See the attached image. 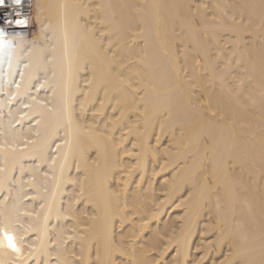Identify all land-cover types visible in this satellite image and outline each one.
<instances>
[{
	"label": "bare ground",
	"instance_id": "1",
	"mask_svg": "<svg viewBox=\"0 0 264 264\" xmlns=\"http://www.w3.org/2000/svg\"><path fill=\"white\" fill-rule=\"evenodd\" d=\"M12 1L0 264H264V0Z\"/></svg>",
	"mask_w": 264,
	"mask_h": 264
},
{
	"label": "snow or ice",
	"instance_id": "2",
	"mask_svg": "<svg viewBox=\"0 0 264 264\" xmlns=\"http://www.w3.org/2000/svg\"><path fill=\"white\" fill-rule=\"evenodd\" d=\"M22 0H15L17 5L21 4ZM5 3V0H0V6ZM9 23H15L17 26H26L28 20L26 17H18L14 21H10ZM7 33L4 28L0 27V59L4 58L7 55V52L11 49V41L6 40L5 37ZM10 66V64H9ZM4 240L7 241V246L11 248L15 252H20V249L17 247L15 242V238L13 235H10L7 230L0 232V245L3 244Z\"/></svg>",
	"mask_w": 264,
	"mask_h": 264
},
{
	"label": "clouds",
	"instance_id": "3",
	"mask_svg": "<svg viewBox=\"0 0 264 264\" xmlns=\"http://www.w3.org/2000/svg\"><path fill=\"white\" fill-rule=\"evenodd\" d=\"M4 4H5L6 6H8V7L11 8V6L14 4V2H13L12 0H9V1H5ZM24 5H27V4H26V1L24 2Z\"/></svg>",
	"mask_w": 264,
	"mask_h": 264
}]
</instances>
